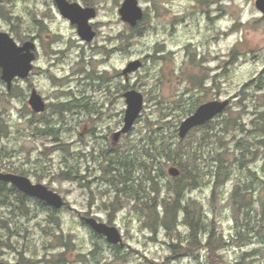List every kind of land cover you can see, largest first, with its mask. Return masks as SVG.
Wrapping results in <instances>:
<instances>
[{
	"label": "rangeland",
	"instance_id": "rangeland-1",
	"mask_svg": "<svg viewBox=\"0 0 264 264\" xmlns=\"http://www.w3.org/2000/svg\"><path fill=\"white\" fill-rule=\"evenodd\" d=\"M70 1L96 7L92 42L54 0H0V30L19 44L37 38L38 47L30 77L11 90L0 68V170L67 201L55 210L0 182V261L264 264V13L256 0H139L145 16L136 27L119 13L124 0ZM136 59L143 65L127 78L122 70ZM33 88L48 104L44 113L29 106ZM129 89L143 93L144 108L114 143ZM224 99L229 112L179 136L197 107ZM180 147L199 184L191 189L185 179L180 199L201 219L195 237L183 209L164 226L178 201L168 170L181 169L169 150ZM84 216L117 227L123 243Z\"/></svg>",
	"mask_w": 264,
	"mask_h": 264
},
{
	"label": "water",
	"instance_id": "water-1",
	"mask_svg": "<svg viewBox=\"0 0 264 264\" xmlns=\"http://www.w3.org/2000/svg\"><path fill=\"white\" fill-rule=\"evenodd\" d=\"M65 17L72 23L77 24L79 35L87 41H92L96 36V31L90 23V19L97 14L96 8L92 6L84 7L78 2L69 0H56ZM256 6L264 13V0H256ZM123 21L131 27H135L143 20L145 11L141 7L139 0H124L119 9ZM36 43L34 40H27L19 44L8 32L0 30V67L2 68V79L8 84V89L12 88L13 80L17 77L26 78L34 68L36 59ZM143 65V61L136 59L130 61L123 69L124 75L135 72ZM127 108L124 115L122 128L113 133V142H118L122 135L127 134L140 117L145 103L143 93L136 89H129L125 93ZM230 99L212 100L201 104L197 109L182 121L179 126V136L185 138L188 133L197 126L203 125L222 114L230 105ZM29 104L35 112L46 110V101L43 96L33 89L29 98ZM173 177L181 175V170L177 166H171L168 170ZM0 180L15 185L21 192L28 196L38 198L55 209H62L67 205L64 197L47 185L34 183L29 177L21 174L0 171ZM85 222L97 233L105 235L109 242L113 244L123 243V238L119 229L106 222L99 221L95 217L84 216ZM0 264H22L21 262L0 261Z\"/></svg>",
	"mask_w": 264,
	"mask_h": 264
},
{
	"label": "trees",
	"instance_id": "trees-1",
	"mask_svg": "<svg viewBox=\"0 0 264 264\" xmlns=\"http://www.w3.org/2000/svg\"><path fill=\"white\" fill-rule=\"evenodd\" d=\"M228 110V112L231 110L230 108H227L225 110V112ZM222 115V114H221ZM220 116V115H219ZM218 116V117H219ZM214 120V119H213ZM213 120L207 122L206 124L204 125H208L209 123H211ZM259 122L261 123V126L259 128V132H260V136H261V141L263 142L264 144V114H261L260 115V119H259ZM228 123H226L227 125ZM202 125V126H204ZM201 127V126H199ZM198 128V127H197ZM196 129V128H195ZM168 153V152H167ZM182 148L180 147L179 150L173 152L171 149L169 150V160L172 161L173 164H177L181 167V175L180 176H177L175 177L174 179V186L170 187L169 189L171 193H173V197L175 199H177L178 201L173 204L170 205V203L168 204L169 206L166 208V211H165V214H164V217H163V220H164V226L166 228H171V224H175L176 222V219H177V215H178V212L179 210L183 209L186 213V216H185V220L187 222V224L190 226L191 228V231H192V236L195 237V235H197V231L200 230V220H195L194 219V215L196 214L195 211L192 210L191 208V205H186L185 207H181L180 205V199L183 198L184 196V189H185V185H184V180L187 179L190 183V188L193 189V188H197L199 186L198 184V181L196 179V176L194 175V171H195V168L192 167V165L190 163H187L184 159H183V154H182ZM143 164V162H142ZM120 170H121V173L123 176L125 175V172L122 173V166H120ZM222 175V172L220 170H218L216 172V175H215V184H219L220 181V176ZM68 174L65 173V178H68ZM224 176H227L226 177V180L229 178L230 176V173H226ZM224 180V181H226ZM1 182V181H0ZM5 183V182H4ZM216 186L215 188L213 189V193H212V196H214V194L216 193ZM235 197L239 196L240 193H239V189L234 193ZM195 242H198V238H195L194 240Z\"/></svg>",
	"mask_w": 264,
	"mask_h": 264
},
{
	"label": "flooded vegetation",
	"instance_id": "flooded-vegetation-1",
	"mask_svg": "<svg viewBox=\"0 0 264 264\" xmlns=\"http://www.w3.org/2000/svg\"><path fill=\"white\" fill-rule=\"evenodd\" d=\"M70 1V0H69ZM54 2H55V4L57 5V7H58V9L60 10V8H59V6H58V4H57V1L56 0H54ZM70 2H75V1H70ZM79 3V2H78ZM82 5V4H81ZM82 6H84V5H82ZM88 6H90V5H86V6H84V7H88ZM92 7H94V6H92ZM96 8V7H95ZM96 11H97V9H96ZM60 12H61V10H60ZM98 12V11H97ZM61 14H62V12H61ZM63 15V14H62ZM64 16V15H63ZM96 16H97V14H96ZM95 16V17H96ZM65 17V16H64ZM94 17V18H95ZM66 18H68V17H66ZM69 19V18H68ZM92 19V18H91ZM90 19V20H91ZM71 21V20H70ZM72 22V21H71ZM91 23V22H90ZM74 24V23H73ZM92 24V23H91ZM77 25V24H76ZM92 26H93V24H92ZM78 27V26H77ZM93 28L95 29V27L93 26ZM95 31H96V35H97V30L95 29ZM79 33V32H78ZM96 37V36H95ZM82 38V37H81ZM83 39V38H82ZM95 39V38H94ZM93 39V40H94ZM30 40H34L35 41V43H36V48H35V53H36V59H35V61L38 59V47H37V38H32V39H30ZM84 40V39H83ZM92 40V41H93ZM86 42H92V41H87V40H85ZM26 42V41H25ZM35 61H34V68H33V70L35 69ZM1 68V67H0ZM33 70L31 71V73L33 72ZM122 72H123V70H122ZM30 73V74H31ZM30 77V75L28 76V77H26V78H21V79H28ZM1 78H2V68H1ZM17 78H19V77H17ZM17 78H15V79H17ZM14 79V80H15ZM3 80V79H2ZM14 80H13V82H14ZM6 84H7V82L5 81V80H3ZM12 86H13V84H12ZM7 87H8V84H7ZM12 89V88H11ZM10 89V90H11ZM34 89V88H33ZM9 90V89H8ZM32 93V92H31ZM46 101V100H45ZM28 103H29V101H28ZM46 104H47V102H46ZM29 106L31 107V109H32V111L34 112V113H37V114H41V113H44L45 111H47V109H48V104H47V106H46V110L45 111H43V112H35L34 110H33V108H32V106L29 104ZM113 138V137H112ZM1 171V170H0ZM19 262V261H18ZM23 264V263H22Z\"/></svg>",
	"mask_w": 264,
	"mask_h": 264
}]
</instances>
